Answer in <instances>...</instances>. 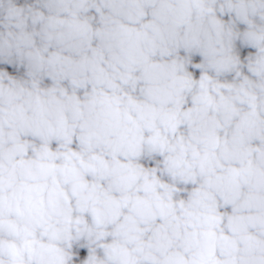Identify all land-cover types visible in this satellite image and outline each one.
<instances>
[{
    "label": "clouds",
    "instance_id": "9594fccd",
    "mask_svg": "<svg viewBox=\"0 0 264 264\" xmlns=\"http://www.w3.org/2000/svg\"><path fill=\"white\" fill-rule=\"evenodd\" d=\"M0 264H264V0H0Z\"/></svg>",
    "mask_w": 264,
    "mask_h": 264
}]
</instances>
